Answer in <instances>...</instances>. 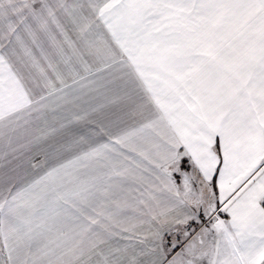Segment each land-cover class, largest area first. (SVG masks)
I'll list each match as a JSON object with an SVG mask.
<instances>
[{
    "label": "snow or ice",
    "instance_id": "1",
    "mask_svg": "<svg viewBox=\"0 0 264 264\" xmlns=\"http://www.w3.org/2000/svg\"><path fill=\"white\" fill-rule=\"evenodd\" d=\"M0 264H264V0H0Z\"/></svg>",
    "mask_w": 264,
    "mask_h": 264
}]
</instances>
